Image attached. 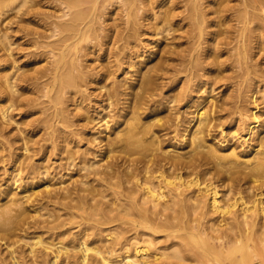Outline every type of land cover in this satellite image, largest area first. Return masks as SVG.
<instances>
[{
  "label": "bare ground",
  "instance_id": "obj_1",
  "mask_svg": "<svg viewBox=\"0 0 264 264\" xmlns=\"http://www.w3.org/2000/svg\"><path fill=\"white\" fill-rule=\"evenodd\" d=\"M41 1L0 0V264H264V0H55L28 72Z\"/></svg>",
  "mask_w": 264,
  "mask_h": 264
},
{
  "label": "rangeland",
  "instance_id": "obj_2",
  "mask_svg": "<svg viewBox=\"0 0 264 264\" xmlns=\"http://www.w3.org/2000/svg\"><path fill=\"white\" fill-rule=\"evenodd\" d=\"M99 4H97V13L101 12L102 15L99 18V23L97 24L98 26L102 28H110L114 22L121 23L122 20L124 19L123 17V12L119 9V6H123V3H121L122 0H111V1H102L98 0ZM217 1H224V4H227V7L234 8L233 6H237L240 4L238 0H217ZM159 0L156 5H158ZM14 4H12L13 6ZM27 5H31V2ZM27 5L23 6L22 9L19 11L18 8H13L6 12L3 16L4 22H3V27L4 28H9L10 33L12 34V38L15 41L14 43V51L16 54V57L18 59V64L23 68L24 70H27L28 72H32L36 68H41L45 65H48V55L47 53H43V49L38 48L39 45H33L32 43L34 42L32 38H35V32H44L46 23L48 21H52L55 19H60L57 18V14H61L59 9V4L55 0H42L40 4L36 6V10L39 12L40 16H33L31 15V8L27 9ZM11 6V7H12ZM159 8V5L156 9ZM167 9V8H163ZM180 9H183L181 7ZM232 11L230 9L228 11H225V14H231ZM141 16H144V13H141ZM144 17H141V20H143ZM224 20V17L218 18V23L220 24ZM224 28V26H222ZM174 28V26H173ZM217 28V27H214ZM173 31V30H172ZM46 33V32H45ZM165 34V33H163ZM159 36L161 35H154L153 33H148L147 36L142 35V37H145L149 40H146V43H151L154 40H156ZM151 40V42H150ZM169 41V40H166ZM85 45L89 46V42H85ZM150 45V44H149ZM148 45V46H149ZM91 54H88L85 59L91 60ZM97 62V61H96ZM264 66V65H263ZM3 67V66H0ZM120 74V73H119ZM31 90V85L28 86ZM202 91V90H200ZM28 95H31V92L27 93ZM257 94V99L259 102H262L261 106H264V97H262L261 93H256ZM17 112V110H15ZM37 112L34 116L40 115L39 110H33ZM31 107L29 108V111L25 113H20L18 115V119L22 121V126H28V124L31 123ZM40 133L36 135L35 137H39ZM83 144V143H82ZM86 145H84L85 147ZM60 162V160H50L51 166H50V172L51 175L48 177V179H45L50 181L51 183H55L59 181L60 178H57L61 172H64L65 170L62 171L60 167H56V165ZM47 161L44 164H50ZM60 171V173H59ZM56 173V174H55ZM80 172L78 170H73L70 171V173L65 176V178L74 180L80 178ZM55 174V176H53ZM39 183L33 184V186H36V189H39L41 187H37ZM76 229V228H75ZM74 229V230H75ZM121 258V257H119Z\"/></svg>",
  "mask_w": 264,
  "mask_h": 264
}]
</instances>
